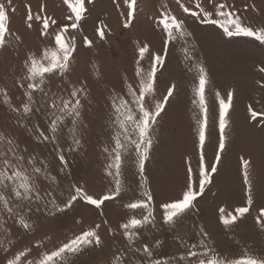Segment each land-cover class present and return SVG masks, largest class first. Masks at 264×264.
<instances>
[{"label":"rangeland","instance_id":"374dc122","mask_svg":"<svg viewBox=\"0 0 264 264\" xmlns=\"http://www.w3.org/2000/svg\"><path fill=\"white\" fill-rule=\"evenodd\" d=\"M0 2L7 4V0ZM221 2L227 3L230 10L246 24L264 26V0H180L190 10L198 11L195 5L199 3L213 13ZM26 5H30L34 13L40 5H44V14L57 19L58 23L66 22V6L62 0H12L11 6L15 11L10 13L11 35L6 36V46L0 50V133L17 139L21 147L28 148L29 153L41 159L47 158L52 175L59 180V186L52 185V190L57 194L63 192L64 199H67L72 184L83 185L97 197L113 187V178L106 175L108 153L104 151L105 148L111 149V136L114 135L110 95L120 92L130 99L126 95L127 84L135 86L137 82L135 61L139 46L147 44L152 53L162 54L163 36L156 21L160 19V13L167 10L186 21L185 31L190 32L191 36L177 38L168 47L165 65L157 74L154 99H162L169 87L176 86L165 111L154 126L153 149L150 160L146 162L148 187L154 193L157 213L160 202L181 194L186 183L187 168L191 166L194 172L197 169L198 128L203 114L198 104L193 102L198 100L194 93L198 82L196 72L194 69L189 70L193 62L202 64L209 76L205 94L208 107L205 146L207 165L214 162L219 143V104L216 93L224 97L227 92H233L234 107L230 110L226 128V149L221 154L213 182L206 187L204 195L198 198V211L193 210L180 221L175 231L160 226L145 233L144 239L151 242L155 236L165 242L161 259L178 258L184 252L178 236H183L186 244L194 243L199 239V228L203 227L210 234L209 243L229 258L239 257L249 249L255 254L264 252V231L256 223L259 209L264 206V119L258 118L259 123L252 121L247 112V108L262 95L258 82L264 74L259 73L258 69L264 66V47L251 38L230 39L215 26L200 24L184 13L176 0H137L133 19L127 28L124 24L127 22L125 15L128 8L124 0H94V4L89 5L86 19L82 21V32L76 34L78 50L74 54L71 74V81L85 84L88 89L89 96L84 109L86 127L82 128V143L78 150L68 151L67 146L64 147L67 167L61 170L53 145L35 141L31 133L18 125L17 114L3 103V91H7L12 105H20L24 99L19 83L25 56L30 52H39L43 45L49 43L40 36L37 24L34 23L32 29L27 28ZM98 28L106 33L103 41L99 39ZM82 35H87L93 41L91 48L82 45ZM185 47L192 50V62L185 58ZM141 64L145 70L148 69L147 56ZM51 87L58 95L67 97L71 85L53 79ZM256 110H260L258 103ZM32 123H41L43 126L46 119L37 114L32 117ZM241 157L251 162L249 172L253 182L254 205L245 218L233 228L226 229L218 221L219 209L234 211L246 199ZM121 179L128 189L123 199L106 202L101 209L81 201L66 214L45 216L34 212L32 219L36 224L33 233H25L13 226L12 219L0 211V221H7V232L13 241L11 245L7 244L5 234L0 230V241H4L8 249V252L0 250V264H6L9 253L23 250L37 241L43 240L44 246L52 249L95 224H101L100 234L104 244L100 248L88 250L75 259V264H110L117 250L123 249L124 242L118 235V225L126 217L122 203L138 196L140 191L134 154L126 157ZM109 228L117 233L115 238L108 232ZM35 256L36 250L29 258Z\"/></svg>","mask_w":264,"mask_h":264},{"label":"snow or ice","instance_id":"6c2138e0","mask_svg":"<svg viewBox=\"0 0 264 264\" xmlns=\"http://www.w3.org/2000/svg\"><path fill=\"white\" fill-rule=\"evenodd\" d=\"M182 11L195 21L203 25L215 26L222 30V35L228 38H251L264 47V26L255 27L246 24L242 18L230 10V6L221 2L210 12L196 3L198 11L185 7L180 0H176ZM67 12L66 22L58 23L57 19L44 14L46 9L40 5L34 13L30 5H26L25 18L28 29L37 24L39 34L49 43L42 46L39 52H30L22 63V77L19 87L23 89L24 99L20 105L13 106L7 91H3V103L17 114V123L34 137L39 143H50L57 152L58 167L63 170L67 167L63 149L76 151L81 146L82 128L84 124V109L88 100V89L85 84L71 81L72 62L78 50L76 34L82 32V21L90 11L89 5L94 0H62ZM128 11L125 15L124 27L130 26L136 10L137 0H124ZM12 0L7 4L0 2V50L6 46V36L10 32V13L14 12ZM165 9L167 6L165 5ZM163 36L162 54H154L147 44L139 46L138 58L135 61L136 85L127 84L125 98L120 92L110 95V110L114 135L111 136L113 144L111 149L105 148L108 153L106 175L113 178V187L100 196L90 194L83 185L72 184L69 186L67 199L64 193H56L52 185L59 186V180L52 175V169L47 158L41 159L34 153H29L27 147H21L17 139L0 133V211H3L13 221V226L25 233H33L36 221L32 219L34 212L45 216L67 213L78 202L101 209L106 202L117 198L123 199L128 191L122 182V169L126 157L134 154L140 183L139 195L133 196L128 202L122 203L126 210V217L118 225L123 249L117 250L110 264H264V252L255 254L253 250L242 252L239 257L229 258L222 255L209 243L210 234L203 227L199 228V239L191 244H186L183 236H178L183 254L179 257L161 259V249L165 242L153 236L152 241L144 239L147 232L158 229L160 226L175 231L180 221L190 215L193 210L198 211V198L202 197L205 189L213 182V175L218 171L221 154L226 149L225 136L230 110L234 107V93L227 92L224 97L216 93L219 104V143L214 157V162L207 165L205 162V146L208 137V107L206 105V90L209 76L205 67L199 62H193L189 70H195L197 84L194 89L195 96L203 114L199 121L198 147L199 159L197 169L189 166L186 173V183L181 194L173 199L165 200L157 206L154 204L155 196L146 176V162L151 158L153 149L152 132L158 118L165 111L175 91V85L167 89V94L162 99L156 100L157 74L165 65L168 47L177 40L191 36L185 31L186 21L173 15L170 11L160 13L156 21ZM100 40H105L106 33L102 28L97 29ZM84 47L91 48L93 41L87 35L81 36ZM187 43V41H186ZM186 60L192 62V50L184 48ZM147 56L149 67L147 70L141 62ZM264 74V66L258 69ZM59 79L61 84L71 85L68 95L52 90L51 82ZM260 89L262 95L258 101L247 108L252 121L257 123L264 119V76L261 77ZM79 85V86H77ZM260 110H256V104ZM39 114L46 119V124L32 123V117ZM260 118V119H258ZM31 127H27L26 123ZM70 141V143H67ZM242 166L243 185L245 186V202L234 211L219 209L218 221L226 229L233 228L254 205L253 182L249 169L251 162L244 157L240 158ZM159 215V219L157 216ZM264 206L259 209L256 223L264 231ZM106 224L107 221H104ZM101 224H95L87 230L74 234L58 246L48 249L43 240L18 252H11L6 257V264H75V259L85 254L90 249L100 248L104 240L100 234ZM0 230L5 234L7 244L13 243L11 234L7 232V221H0ZM108 232L117 235L111 228ZM0 250L8 252L4 241H0ZM36 250V256L29 258Z\"/></svg>","mask_w":264,"mask_h":264}]
</instances>
